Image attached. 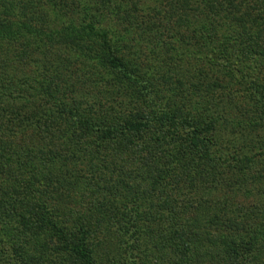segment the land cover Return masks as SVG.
<instances>
[{
	"label": "trees",
	"instance_id": "16d2710c",
	"mask_svg": "<svg viewBox=\"0 0 264 264\" xmlns=\"http://www.w3.org/2000/svg\"><path fill=\"white\" fill-rule=\"evenodd\" d=\"M219 192L263 206L196 219ZM163 216L180 264H264V0H0V264Z\"/></svg>",
	"mask_w": 264,
	"mask_h": 264
},
{
	"label": "rangeland",
	"instance_id": "374dc122",
	"mask_svg": "<svg viewBox=\"0 0 264 264\" xmlns=\"http://www.w3.org/2000/svg\"><path fill=\"white\" fill-rule=\"evenodd\" d=\"M262 188V186H261ZM223 192V191H222ZM219 192L217 195L211 194L209 196L211 202L208 205H200L198 208L201 211V216L196 219L207 221L210 216H213L217 213L224 214L226 211L230 210L231 214H234L237 217H241V210L246 212H253L254 206L261 207L262 199L256 196L240 197V196H228V200L225 199V194ZM227 194V191L225 192ZM257 193V192H255ZM235 198V199H233ZM233 199V200H232ZM223 201H226L225 209L221 208ZM237 207V208H236ZM230 212L228 211L229 215ZM162 221L160 226L156 227L152 235H144L140 237L136 242L134 240H129V238H123L120 234L116 233V227L110 229L104 228L103 232L99 233L96 241L101 242L102 245L98 248L99 259H115V262L120 264H180L183 256L188 254V257L194 259L193 256H198L199 258L205 255L202 247L199 245V240L192 237L194 234L198 233V230L192 226L189 228L191 235V240H187L185 235V240H187V248L189 252H185L183 249L185 247H178L177 244L180 241H170L168 235H171L170 228L168 226V220L166 217H161ZM128 243L127 246L123 243ZM167 245H172L175 249L174 255H169L167 251L170 249ZM132 247V248H131ZM104 248V249H102ZM172 249V248H171ZM161 252V254H157ZM115 264V263H113Z\"/></svg>",
	"mask_w": 264,
	"mask_h": 264
}]
</instances>
